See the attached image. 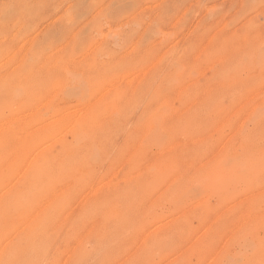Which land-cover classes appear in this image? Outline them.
<instances>
[{
    "label": "rangeland",
    "instance_id": "rangeland-1",
    "mask_svg": "<svg viewBox=\"0 0 264 264\" xmlns=\"http://www.w3.org/2000/svg\"><path fill=\"white\" fill-rule=\"evenodd\" d=\"M0 264H264V0H0Z\"/></svg>",
    "mask_w": 264,
    "mask_h": 264
},
{
    "label": "bare ground",
    "instance_id": "bare-ground-1",
    "mask_svg": "<svg viewBox=\"0 0 264 264\" xmlns=\"http://www.w3.org/2000/svg\"><path fill=\"white\" fill-rule=\"evenodd\" d=\"M49 139V138H48ZM24 150V149H23ZM27 150V149H26ZM34 150V149H33ZM29 157V156H28ZM34 186V185H33ZM34 189V188H33ZM63 212V211H62Z\"/></svg>",
    "mask_w": 264,
    "mask_h": 264
}]
</instances>
